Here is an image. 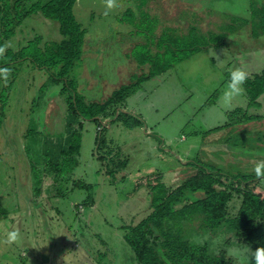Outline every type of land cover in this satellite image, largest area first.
Listing matches in <instances>:
<instances>
[{
  "label": "rangeland",
  "instance_id": "1",
  "mask_svg": "<svg viewBox=\"0 0 264 264\" xmlns=\"http://www.w3.org/2000/svg\"><path fill=\"white\" fill-rule=\"evenodd\" d=\"M143 1L146 2L145 13H147L146 18H144V27L150 28L146 30L147 33L157 29L153 18L162 19L163 23L160 28L162 27L165 31L168 29L165 26L166 23L174 24L175 17L176 27H181L183 24L189 25L177 29L178 35L182 36L187 35L192 27L201 28L200 24L206 21L211 24L215 18L217 22L216 19H219L217 16L220 14V18L224 22L219 25L227 36H231L227 27L234 20L227 19L229 16L226 14H218L215 12L216 8L212 6L214 3L218 7L223 5L227 7L233 3L229 0H200V4L194 6H191L190 0ZM195 7L197 8L194 9ZM200 8L204 9L201 10ZM165 10L167 15L164 14ZM203 17L204 21L200 23ZM241 21L243 22V20ZM30 22L35 21L32 19ZM160 28L159 30H162ZM17 30L18 28L15 27V32ZM37 32L39 33V30ZM56 34L54 32L53 36ZM215 36V38H210L214 43L210 44L209 39L207 40L208 44L199 42L198 45L204 48L190 54L186 59L169 68L164 74L145 81L136 94L126 97L127 108L123 109L124 116L115 123L114 127L103 129L101 132L103 143H105L101 149L96 150L95 147L98 127L96 123L89 121L83 133L79 166L74 168L69 181H60L56 192L50 195L52 197L50 205L54 206L57 211L56 220L60 225L62 224V230L66 224L72 227L73 232L75 231L79 243L93 244L96 249L94 248L91 252L101 264H136L131 256V253L133 255L134 253L126 241L125 235L129 225L137 223L153 210L150 208L151 191L146 184L150 182L154 193L157 192V194L167 197L169 189L165 187H171L174 190L197 172L195 166H186L185 163L189 157L204 163L207 162L210 167L234 175L242 173L256 176V167H261L260 177L256 181L260 182L264 188V176L262 175L264 172V151L254 154L253 149L245 148V146H251L252 142L257 145L261 144L260 146L264 148V126L261 125V122H258L254 128L251 125V127L246 125L247 123L235 128H225L221 132L223 142L220 144L207 145V137L203 136L213 128L226 125L232 120V117L235 119L241 117L246 112L248 104V99L245 96V83L243 84L244 92L241 95L234 96L228 105L223 103L228 72L232 69L228 54H231L234 47L237 49L239 47L236 46V43L230 45L233 48L226 47V52L222 55L225 59L223 61L219 51H217L218 46H216V40L219 39L217 37H221L223 34L220 32ZM55 39V37L52 38L54 41ZM225 41L228 44L235 42V40L229 42L228 38ZM52 43H48V46L50 47ZM35 44L28 48V52L36 55L35 50L40 51L37 49V45L40 44L37 42ZM12 46L14 47V45ZM210 46L212 48H209ZM48 56H50V52L47 54ZM76 64L83 66L85 60L82 59L80 63L76 62ZM28 67H33L31 61H26L20 70L23 73ZM37 73L39 74L40 70H37ZM41 73L47 74L48 72L42 70ZM80 76L82 78L83 72L80 73ZM48 77H50L49 73ZM77 77L74 70L72 76L69 75L72 83L75 82L78 85L79 79ZM32 78L33 74H28L24 79H19L16 85L10 84L9 106L6 110L8 112L10 110V112L7 113L4 122L1 123L3 124L2 128L0 127V199L14 213L27 208L26 204L22 202L24 200L21 195L27 193L36 196V189L44 186L43 191H46L49 185L51 188L52 182L56 180L53 174L46 176L42 170L36 171L37 177L34 176V179L30 181L31 184L29 183L26 187L21 180L22 176L25 178L26 173L28 175L34 172L31 168L28 171L25 169V167L29 168L30 166L26 153L27 155H32L34 152L38 154L37 150L39 149L31 146L35 141L31 137L32 132L29 131V127L33 124L27 122L29 118L27 119L20 108L24 104L28 107L43 105L48 111L46 118H50L48 123L53 120L55 108L54 105L48 107V102L44 105L42 96L41 99L36 100L37 104H34L32 101L35 93L32 90L34 89L29 91L28 88V85L33 81ZM38 79L36 77V80ZM4 82L7 85L10 80L5 78ZM3 87L2 84L1 88ZM80 93L85 95V91ZM25 111L28 112L29 110ZM41 112L38 111L37 116ZM127 112L131 114L128 115ZM254 112L259 111L255 110ZM136 119L139 122L142 121L143 124L134 127L126 126L125 120L129 124H134ZM38 124V131L41 132L43 128H40V125L43 124V121L38 120ZM215 136L211 137L210 140L219 138L217 135ZM38 140H40L39 146H42V140L39 138ZM106 151L113 152V157L116 156L115 164L128 159L126 166L122 167L123 170L106 174L105 161L97 159L99 155L108 157ZM111 168L114 170L113 166ZM42 178L43 181L38 183V180ZM63 178L60 179L63 180ZM80 179L91 183L94 187L87 190L79 188L73 190L74 180L78 182ZM46 182L50 184L47 185ZM137 183L144 185L135 189ZM202 193V190L189 191L187 196L192 200L200 197ZM8 194L13 195L7 196ZM9 198L14 200L7 203ZM97 199L98 201L95 203ZM81 200L83 203H80ZM240 203V200L235 201L237 206ZM75 205L78 210L74 209ZM80 213L84 215V218L79 217ZM89 216L92 221L87 220ZM3 221L6 220L0 218V264H15L14 256L17 264L18 262L34 264L30 262V255L28 257L22 256L14 243L7 242L6 233L13 228ZM28 228L27 241L32 247L35 246L36 241H40V237H46V239L54 242V254L57 250L59 251V246L62 247L60 245L63 241L62 233L59 234L54 232V229H50L53 235H50L49 230L48 232L45 230V233L42 234L36 223L31 229L29 226ZM220 230L216 235L207 233L201 235L202 237L199 236L198 239L205 241L209 238L215 252L224 253L232 257L236 264H241L235 256L229 254L228 249L242 243L240 244L227 228L226 231L224 228ZM259 236L262 245H264V229ZM83 244L80 246L84 247ZM100 263L95 261V264Z\"/></svg>",
  "mask_w": 264,
  "mask_h": 264
},
{
  "label": "trees",
  "instance_id": "2",
  "mask_svg": "<svg viewBox=\"0 0 264 264\" xmlns=\"http://www.w3.org/2000/svg\"><path fill=\"white\" fill-rule=\"evenodd\" d=\"M75 2L76 0H48L43 4V0H0V69H8L7 75L0 73V127L2 128L1 123L10 112V110L6 111L9 106L10 84L16 85L19 79H23L20 76L22 72L20 68L23 64L31 61L34 66L45 68L50 74V80L63 85L62 91L67 108L65 122L55 133H43L42 130L40 132L38 120L35 118L40 105L33 106L31 121L33 125L29 127V131L32 132L31 137L35 142L31 146L36 145L38 138L42 140V146L40 145L41 148L37 150L38 154L34 152L32 155H27L26 151L25 153L30 165L29 169L34 171L33 176L37 177L36 171L42 170L46 176L53 174L56 182H60V178L63 177V180L68 182L70 174L80 164L85 123L89 121L96 123L98 129L95 147L96 150L101 149L105 144L101 132L103 129L114 127L113 125L124 116L123 109L127 108L126 97L136 94L145 81L164 74L190 54L204 48L198 45L199 42L208 44L209 39L211 44L210 38L216 37L215 34H211L212 31L205 34L198 27H192L187 35L179 36L177 29L188 27L189 25L186 24L164 30L157 44L158 52L154 54L148 51L143 58L139 56L140 64H150L148 73L134 77L130 84L123 85L104 103L87 102L75 88L76 83H72L69 78L75 61L82 55L85 36V30L75 18L73 11ZM40 10H43L46 16L60 21L61 31L66 36L61 43H52L48 47L50 52L48 61L47 59L41 61L35 53L28 52V48L36 42L29 43V46H23L18 51L6 45L7 39L14 36L15 27ZM256 14L263 16L256 27L257 32L264 31V8L259 12L256 11ZM202 20L203 18L200 22ZM229 24L227 29L229 28L231 34L235 21ZM202 28L207 31V27ZM226 36L223 34L222 38ZM36 54L40 53L36 52ZM58 66L61 67L60 70H53ZM5 78L10 80L7 85L4 82ZM244 83L245 96L248 99L246 112L236 119L231 114L232 120L226 125L213 128L206 132V135L203 134L207 137V145L222 143L221 132L225 128H235L245 123L254 128L258 122L264 126L263 115L251 112V109H259L260 98L264 94V69L259 73L249 74ZM2 84L3 88H1ZM34 104H37L36 101ZM127 114L131 113L127 112ZM140 122L136 119V123L129 124L125 120L128 127L142 125L143 122ZM215 135L219 138L210 140ZM260 145L252 142L251 146H245V148L253 149L254 154L262 153L264 148ZM105 153L108 157L99 155L97 159L105 161L106 165L104 163L103 166L105 165L106 174L116 173L126 166L128 159L115 164L116 156L113 157V152ZM185 164L195 166L197 172L174 190L171 187H165L169 189L167 197L154 193L150 182L146 184L151 191L150 208L153 210L137 223L129 225L125 235L134 253V259L136 257V264H236L232 257L215 252L209 238L200 241L198 237L207 233L216 235L218 231H221L220 229L224 228L226 231L227 228L238 239L237 241L242 243L241 245L237 243L240 247L246 244L255 249L262 245L259 235L264 229V188L260 182L256 181L260 174L255 173V176L254 174L225 173L210 167L207 162L190 157ZM262 175L264 176V172ZM41 180L43 181V178L38 180V183ZM140 186L137 183L135 189ZM75 187L87 190L94 186L80 179L78 182L74 180ZM36 190L41 192L40 189ZM199 190L203 192L200 197L191 200L187 196V192ZM236 200H240L239 206L235 204ZM5 213L6 211L0 205V216L3 217ZM247 264H251V261Z\"/></svg>",
  "mask_w": 264,
  "mask_h": 264
},
{
  "label": "crops",
  "instance_id": "3",
  "mask_svg": "<svg viewBox=\"0 0 264 264\" xmlns=\"http://www.w3.org/2000/svg\"><path fill=\"white\" fill-rule=\"evenodd\" d=\"M47 1L48 0H43V4ZM229 1L233 3L227 7L226 5L218 7L216 4L212 3V6L216 8L215 12L218 14H226V16H229L227 19L235 21L231 36H226L224 38L221 36L216 40V46H218L217 51H219L224 61L225 59L222 55L226 52V47L236 43V46L239 48L237 49L234 47L231 54H228L232 68L234 66H242L248 74L259 73L264 69V31L257 32L256 27L263 16L256 14V11L259 12V10L264 8V0ZM190 4L191 6L200 4V0H190ZM196 8L197 7L194 9ZM200 9L203 10L204 8ZM73 11L76 20L85 30V36L82 55L80 59L75 61L70 74L72 76L73 70L75 71L79 79V84L77 85L76 83L77 91H85V95L83 94V96L86 98L87 102L104 103L123 85L130 84L134 77L148 73L150 64H140L139 56L143 58L148 51L154 54L158 52L157 44L164 30L162 27L160 28L163 23L162 19L158 20L153 18L154 25H156L157 29L156 31L151 30L149 33L146 32V30L150 29L144 27V18H146L147 14L145 13L146 2L143 0H76ZM164 14L167 15L166 10ZM150 15L149 13V16ZM208 16L210 15L208 14ZM217 17L219 18L216 19L218 20L217 22L213 17L214 19L211 24L207 21L200 24L201 30H203L205 34L209 31H212L211 34L220 33L222 31L219 24H222L224 20L220 18V14ZM32 19L35 22H30ZM241 20H243V22ZM202 21H204V17ZM36 22L39 23L37 24ZM175 25L176 17L174 24L170 25L167 22L165 26H167V28H177ZM202 27H207V31ZM17 28L18 30L14 33V36L7 39L6 45L14 48L16 51L29 43L39 40L38 43L40 47L37 46V48H40L42 53L36 51L40 53L36 54V56L41 61H43L42 59H45L49 53L48 43H61L66 39V36L61 31L60 21L46 16L43 10L27 17ZM159 28L162 30H159ZM38 30L39 33L37 32ZM54 32L57 34L53 36ZM222 34L225 33L222 32ZM54 37L56 38L55 41L52 40ZM227 38L229 42L234 40L235 42L228 44L227 41H225ZM211 43L214 42L211 41ZM12 45H14V47ZM210 48L212 47L210 46ZM230 48L233 47L230 46ZM82 59L85 60V64L83 66H78L76 62L80 63ZM60 68L61 67L58 66L53 70L58 71ZM37 70H40L39 74ZM42 70L46 71L45 68H39L33 65V67H28L23 73L21 72L20 76L24 79L28 74H33V81L28 85V88L29 91L34 89L32 90L35 92L33 94L34 99H32L34 103L36 99H41L42 96L44 105L46 102H48V107H53L54 105L53 120L50 123H48L50 118H46L48 111H46V108L41 104H38L40 105L38 111L42 112L39 114L40 116L38 115L35 118L43 121V124L40 125V128L44 127L42 129L43 133H55L56 130L64 124V117L67 111L65 95L62 91L63 85L50 80L48 73L43 74L41 73ZM81 72H83L82 78L80 76ZM36 77L39 79L36 80ZM23 83H25L24 80ZM32 108L33 106L28 107L25 104L20 108L27 119L29 118L28 121L26 119L28 123L32 120ZM25 110L29 111L26 112ZM253 110L259 112H254ZM251 112L262 114L264 117V94L260 98L259 109H251ZM87 123H85V126ZM113 126H115V124ZM39 143L40 140L35 143L36 145L34 147L39 149ZM23 146H25V144H23ZM25 169L28 171L29 168L25 167ZM33 179V174L29 173L27 175L26 173L25 178L22 176L21 180L26 187ZM61 181L63 182L64 180ZM46 183L47 185L50 184L49 182ZM58 183V181L56 182V180H54L51 188L49 185L46 191H43L44 186L38 188L41 192L37 191L36 196L27 193L21 195V198L24 200L22 202H24L27 207L21 212L14 213V211H10L5 206V202L0 199V205H2V208L6 211L3 217L0 216V218H4L6 221H3V223L9 224L13 230H18L20 234L18 241L13 242L14 246L21 252L22 256L28 257L30 255V262L34 264H95V261L100 263L99 259L91 252L95 248L93 244L79 243L75 231H72V227L64 224L62 230V224L60 225L56 220L57 211L54 206L50 205L52 198L50 195L56 192ZM72 189L75 190L76 187ZM11 195L13 194H8L7 196ZM13 200V198L7 199V203ZM97 201L98 199L95 200V203ZM80 203H83L82 200ZM94 206L91 207L94 208ZM74 209L78 210L76 205ZM79 217L82 219L84 215L80 213ZM87 220L92 221V218L89 216ZM35 223L42 234L45 233V230L47 232L49 230L50 235H53L50 229H54V232H58L59 234L62 233L61 237L63 241L60 244L62 247L60 248L59 246V251L57 250L56 254H54V242L48 240V238L46 239V237H40V241H36L33 247L29 244L27 241L29 236L27 233L29 229L28 226L31 229ZM17 242L21 245L19 246ZM81 244H83L84 247L80 246ZM131 256L134 259L132 253ZM14 263L17 264L15 256ZM18 264L23 263L18 262Z\"/></svg>",
  "mask_w": 264,
  "mask_h": 264
},
{
  "label": "clouds",
  "instance_id": "4",
  "mask_svg": "<svg viewBox=\"0 0 264 264\" xmlns=\"http://www.w3.org/2000/svg\"><path fill=\"white\" fill-rule=\"evenodd\" d=\"M8 69H0V73L7 75ZM248 72L242 66H234L228 72V79L226 87L223 93V103L228 105L234 96L241 95L244 92L243 84L248 78ZM256 173H261V167H256ZM19 231L11 230L7 233V242L13 243L19 239ZM229 254L235 256L241 264H247L251 261V264H264V245L257 246L255 249L250 248L244 244L243 247L233 246L228 249Z\"/></svg>",
  "mask_w": 264,
  "mask_h": 264
}]
</instances>
